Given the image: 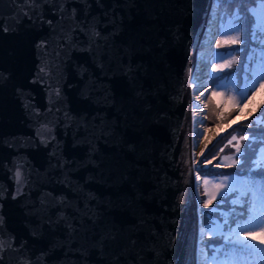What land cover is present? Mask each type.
<instances>
[{
    "label": "water",
    "instance_id": "1",
    "mask_svg": "<svg viewBox=\"0 0 264 264\" xmlns=\"http://www.w3.org/2000/svg\"><path fill=\"white\" fill-rule=\"evenodd\" d=\"M215 3L0 0V264H195Z\"/></svg>",
    "mask_w": 264,
    "mask_h": 264
},
{
    "label": "trees",
    "instance_id": "2",
    "mask_svg": "<svg viewBox=\"0 0 264 264\" xmlns=\"http://www.w3.org/2000/svg\"><path fill=\"white\" fill-rule=\"evenodd\" d=\"M259 3V0H256L255 4L246 2V0H228L226 7L221 9L220 18H224L225 24L227 13L230 10L235 11L241 6L249 15H256L255 11ZM262 10H264V6L259 10V14ZM241 15H244V12ZM220 18L217 25L218 31L219 27L222 26ZM241 39H244L243 35H241ZM222 45L224 48H219V51L215 47V61L209 69L210 94L215 93L216 96L217 93V96L215 97L216 108H214L212 116L209 115L208 123L215 125L228 124L237 115L245 118L239 125L225 132L203 156L204 160L208 159L212 164H220L221 168L208 167L200 170V196L203 180L207 176L212 178L236 176L239 183L236 188L228 191L223 199L220 195L207 206L202 204L203 198L201 196V217L205 228V242L208 252L207 264H264V252L260 251V249H264V244L260 243L261 235L258 229L253 232L257 237L255 240L244 235V226L248 223L249 205L259 209L262 202H264L259 191V178H256L254 184L253 179L249 176V173L257 171L254 166L255 160L258 157L259 147L264 145V138L258 132V129L264 127V124H261L264 121V116H261V113L264 112V106H261V102L264 101V88L257 84L256 92L250 95L248 100H243L239 104L233 103L234 100L239 99L237 88H244L243 75L238 73L237 70L240 68V62L244 60L245 44ZM230 53L235 55L237 60L232 62L230 67L220 70L222 75L217 82H214L212 76L213 66L218 61L220 66L228 64L231 60V56L228 55ZM249 101L251 102L249 103ZM250 124L253 127H248ZM246 135L249 136L248 140L239 139ZM232 136H236L238 139L229 143ZM235 145H239V153L235 151ZM246 148L248 149L247 153H245ZM253 152L255 153L254 156ZM232 153V161H226L225 157L230 156ZM245 157H247V160ZM236 159H239L240 162L234 163ZM224 221H228V223L225 224ZM238 240L239 243H237ZM245 245L251 247L246 248Z\"/></svg>",
    "mask_w": 264,
    "mask_h": 264
},
{
    "label": "snow or ice",
    "instance_id": "3",
    "mask_svg": "<svg viewBox=\"0 0 264 264\" xmlns=\"http://www.w3.org/2000/svg\"><path fill=\"white\" fill-rule=\"evenodd\" d=\"M228 0H216L217 5L226 4ZM246 2L256 3V0H246ZM260 3H264V0H259ZM231 8V6H230ZM213 12H216V8H213ZM244 12V15L241 13ZM221 23L224 24V18L221 17ZM227 31L217 32V35H221L222 37H226L219 41H214L217 47H220L221 44H245L244 49V60L240 62V68L237 70L238 73L243 75L244 80V88H237V95L239 99L233 101L234 104H239L243 100H248L249 96L256 92V85L259 84L261 88H264V10L261 11L259 15H249L243 7L236 9L235 11H229L227 13ZM241 35H243L244 39H241ZM231 56V60L228 64L221 65L216 70H223L225 67H230L232 62L237 60L235 55L231 53L228 54ZM203 95V93H201ZM215 95V93H213ZM251 101H249L250 103ZM247 106V105H245ZM261 106H264V101L261 102ZM261 116H264V112L261 113ZM264 124V121L261 122ZM248 127H253V125H248ZM259 134L262 138H264V127L258 129ZM238 138L236 136H232L229 143L232 141H236ZM239 139L248 140L249 136H242ZM239 146L237 145V152L239 153ZM248 149H245V153H247ZM255 153L253 152V156ZM225 159H229V157H225ZM247 160V157H245ZM240 160H234V163H239ZM255 168L257 171L249 173V176L253 179V183L255 184L256 178H259L260 185L259 191L261 193V199L264 201V159L255 162ZM21 173L19 170L16 172L17 183L20 182ZM200 176L197 175L196 179L200 180ZM205 184H208V180H204ZM224 182H221L223 185ZM227 192L221 193V198L223 199ZM15 199V196L13 197ZM210 203V201H209ZM235 203V201H234ZM248 223L244 226L245 231L244 235L250 237L255 240L257 237L253 234L257 229L261 235L260 243L264 244V202H262L259 209L254 208L253 205H249L248 208ZM3 220L0 217V225H2ZM211 223V221H210ZM225 224L228 221H224ZM240 227L239 225L237 226ZM231 231V229H230ZM218 242V241H214ZM239 243V240L237 241ZM245 247H251L250 245H245ZM261 252H264V249H260Z\"/></svg>",
    "mask_w": 264,
    "mask_h": 264
},
{
    "label": "bare ground",
    "instance_id": "4",
    "mask_svg": "<svg viewBox=\"0 0 264 264\" xmlns=\"http://www.w3.org/2000/svg\"><path fill=\"white\" fill-rule=\"evenodd\" d=\"M212 13L213 10H212ZM214 29L209 27L206 32V44L201 48L198 54V60L196 65V70L194 72V79L191 83L192 97H191V140L192 146L195 145V142L199 143L198 151L192 150L193 157L195 155L201 156L204 150L211 148L219 139L221 132L218 131L216 127L208 128L206 126V108H207V92L209 91L208 87V71L210 65L213 62V51H214ZM203 93V95H201ZM238 120H234L233 123H236ZM194 148V147H193ZM194 162V160H193ZM199 167L194 168V182L197 189L198 196V182L196 179L199 175ZM200 219L201 226L198 225L197 230V242H196V260L195 264H204L203 263V254L204 249L202 246L201 234L203 233V222L201 218V208H200Z\"/></svg>",
    "mask_w": 264,
    "mask_h": 264
},
{
    "label": "rangeland",
    "instance_id": "5",
    "mask_svg": "<svg viewBox=\"0 0 264 264\" xmlns=\"http://www.w3.org/2000/svg\"><path fill=\"white\" fill-rule=\"evenodd\" d=\"M263 6H264V3H259V5L257 7V10L255 11L256 15H259V12H260L259 10L261 8H263ZM214 7L216 8V12L213 13V16L211 18V22H210L209 27H212V25H213L214 29L212 31L216 30V33H217L218 32L217 25L219 23V18H220V15H221V9H222V7L225 8L226 4H223L221 6V5H217L215 3ZM224 31H227V23H225L224 25L219 27V32H224ZM216 33H214L215 37H216ZM224 38H226V37H222L221 35H218L217 41H219L221 39H224ZM215 47H216L217 51H219V48L220 49L224 48V46L222 44H221L220 47H217V45L215 44ZM212 65L213 64H211L210 66H212ZM219 66H220V62L219 61L217 62V64L215 66H213L212 76H213V81L214 82H217L220 79L221 75H222L220 70H216V69H218ZM208 86H209V91L207 92L208 96H207V99H206L207 100L206 126L208 128L216 127L218 129V131L221 132V135H220V137H221L230 128H232V127H234L236 125H239V123L245 117L241 116V115H237V116L233 117L229 121L228 124H222V125L209 124L208 123L209 115L212 116L214 108H216V101H215L216 98L215 97L217 96V93H216V96L213 95V94H210V92H211V81H209V79H208ZM209 95H211L210 96V101L208 99ZM234 120H238V121L236 123H233ZM193 147H194V151H198L199 143L195 142V145ZM234 147H235V151H237V145H235ZM239 150H240V147H239ZM206 151H208V149L204 150V152L202 153L201 156H199V154H198V155H195L193 157V160H194L193 163L195 164V166L199 167L200 170L206 169L208 167H211L213 169H220L221 168L220 164H212L208 159L207 160L203 159V156L205 155ZM232 156H233V153L230 156H227V157H229V159H226V161H228V162L232 161ZM261 159H264V145L259 147V149H258V157L255 160V162L260 161ZM199 176L201 177V172L200 171H199ZM204 180H208L209 183L205 184ZM204 180H203V186L201 188V196L203 198L202 204L205 205V206H207L209 204V201L211 203L213 201V199H215L218 196H220L222 192L231 191V190H233L234 188H236L239 185L236 176L226 177V178H212L210 176H207V177L204 178ZM221 182H224L223 185L221 184ZM200 183H201V178H200V180L198 182V200L199 201L202 200V198L200 196V193H199V189H200V185H201ZM212 233H214V232H212ZM215 233H217V232H215ZM210 234H211V232H210ZM201 236H202V246H203V249H204L203 263L207 264L208 252H207V249H206V242H205L206 238H205V228L204 227H203V233L201 234Z\"/></svg>",
    "mask_w": 264,
    "mask_h": 264
}]
</instances>
